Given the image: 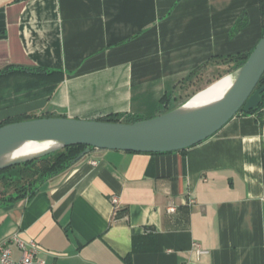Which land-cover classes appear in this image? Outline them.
Returning <instances> with one entry per match:
<instances>
[{
	"label": "crops",
	"instance_id": "crops-1",
	"mask_svg": "<svg viewBox=\"0 0 264 264\" xmlns=\"http://www.w3.org/2000/svg\"><path fill=\"white\" fill-rule=\"evenodd\" d=\"M263 34L260 0H0V123L159 117ZM263 114L183 151L91 149L32 197L0 185V243L34 239L46 264H264Z\"/></svg>",
	"mask_w": 264,
	"mask_h": 264
},
{
	"label": "water",
	"instance_id": "water-1",
	"mask_svg": "<svg viewBox=\"0 0 264 264\" xmlns=\"http://www.w3.org/2000/svg\"><path fill=\"white\" fill-rule=\"evenodd\" d=\"M264 34L246 63L229 95L214 108L194 116L170 119L167 113L135 123H116L62 117L36 118L0 127V150L22 141H56L58 150L24 162L33 161L70 145L87 148L77 161L91 149L126 151L144 154H165L183 151L213 137L239 113L250 114L263 102Z\"/></svg>",
	"mask_w": 264,
	"mask_h": 264
},
{
	"label": "trees",
	"instance_id": "trees-1",
	"mask_svg": "<svg viewBox=\"0 0 264 264\" xmlns=\"http://www.w3.org/2000/svg\"><path fill=\"white\" fill-rule=\"evenodd\" d=\"M260 11L264 26V0H260ZM244 21L245 20H243V18L240 19V21L235 27V30L243 26ZM244 24H246V21ZM249 56L243 55V56H237L236 58L228 57L224 61L233 62L235 60H241L242 64L240 67H242L246 63ZM263 85L264 82L261 81L258 87H261ZM263 106H264V94H263V102L261 103L259 109L253 110L250 114L259 111ZM262 116H264V114ZM36 118L38 117L24 116L20 119L9 120L4 123H0V127L6 124L25 121V120H32ZM104 121L116 122V123L121 122V120L117 117H108L104 119ZM86 148L87 147L85 145H80V144L70 145L65 147L61 151L53 152L39 159L13 165L8 168L0 170V181L4 184L3 193L6 195L9 192H12V194L8 195L9 200H19L21 198L34 196L36 192L39 190V185L42 182H44L51 176H54L68 169L73 163H75L78 160V158L85 151Z\"/></svg>",
	"mask_w": 264,
	"mask_h": 264
},
{
	"label": "bare ground",
	"instance_id": "bare-ground-1",
	"mask_svg": "<svg viewBox=\"0 0 264 264\" xmlns=\"http://www.w3.org/2000/svg\"><path fill=\"white\" fill-rule=\"evenodd\" d=\"M239 73L240 70L230 74L223 81L213 84L204 92L195 95L189 102L172 111L168 118H186L214 108L229 95ZM60 147L59 142L49 140L22 141L11 144L0 150V168L42 156L50 151L58 150Z\"/></svg>",
	"mask_w": 264,
	"mask_h": 264
},
{
	"label": "rangeland",
	"instance_id": "rangeland-1",
	"mask_svg": "<svg viewBox=\"0 0 264 264\" xmlns=\"http://www.w3.org/2000/svg\"><path fill=\"white\" fill-rule=\"evenodd\" d=\"M222 62V67L220 65V62L215 63L210 65V67L199 70L190 78L186 79L179 101L169 108L165 107L161 112L167 114L178 109L179 107L189 102L195 95L204 92L213 84L223 81L230 74L236 73L238 70H240V66L242 64L241 60H235L233 62ZM0 185L1 188L4 187V184L1 181Z\"/></svg>",
	"mask_w": 264,
	"mask_h": 264
},
{
	"label": "built area",
	"instance_id": "built-area-1",
	"mask_svg": "<svg viewBox=\"0 0 264 264\" xmlns=\"http://www.w3.org/2000/svg\"><path fill=\"white\" fill-rule=\"evenodd\" d=\"M97 165L96 161L92 162ZM112 203L117 205L118 198L113 197ZM170 212H175V208L171 207ZM20 252V258L15 259L14 248ZM40 245L34 239H25L22 234L16 233L0 243V264H46L43 261H37V255L40 252Z\"/></svg>",
	"mask_w": 264,
	"mask_h": 264
}]
</instances>
